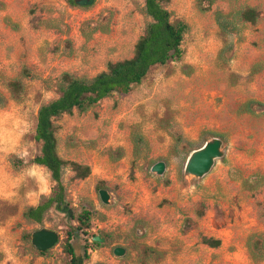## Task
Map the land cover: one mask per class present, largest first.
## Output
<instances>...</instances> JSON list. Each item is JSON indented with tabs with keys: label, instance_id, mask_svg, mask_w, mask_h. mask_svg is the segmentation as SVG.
Masks as SVG:
<instances>
[{
	"label": "rangeland",
	"instance_id": "obj_1",
	"mask_svg": "<svg viewBox=\"0 0 264 264\" xmlns=\"http://www.w3.org/2000/svg\"><path fill=\"white\" fill-rule=\"evenodd\" d=\"M247 7L261 12L260 21L241 41L228 39L234 51L223 64L215 12ZM167 9L190 27L181 60L153 68L126 97L55 120L59 156L91 169L85 180H75L70 168L63 175L70 214H92V230L74 245L81 253L85 240L91 246L92 237L106 238L91 246L85 264H264L253 263L247 248L252 234L264 236V187L248 193L237 181L264 175V0H218L208 13L197 0H171ZM149 23L144 0H95L86 8L70 0H0V264H69L63 242L77 220L55 207L42 224L23 217L55 188L50 173L33 163L41 150L38 111L60 96L64 73L91 79L108 63L131 58ZM95 27L99 32L86 39ZM13 80L25 87L19 101L8 91ZM249 101L261 105L254 115L240 113ZM135 131L149 146L139 158ZM216 136L225 157L202 180L185 178L190 152ZM115 152L122 158L113 162ZM157 161L167 165L162 177L151 172ZM102 189L109 205L101 202ZM40 229L59 234L46 256L25 239ZM203 238L221 246L209 248ZM116 247L126 250L123 258Z\"/></svg>",
	"mask_w": 264,
	"mask_h": 264
},
{
	"label": "trees",
	"instance_id": "obj_2",
	"mask_svg": "<svg viewBox=\"0 0 264 264\" xmlns=\"http://www.w3.org/2000/svg\"><path fill=\"white\" fill-rule=\"evenodd\" d=\"M144 1L145 14L150 19V23L136 42L132 57L108 63L104 71L91 79L64 73L58 84L60 96L42 106L38 111L35 139L41 144V150L33 163L45 168L50 173L55 188L50 198L37 207L28 208L23 217L28 221L42 224L49 210L55 207L59 211L66 212L68 220L69 217L71 220H77L79 226L72 227L70 225L63 242V252L68 257L69 264H85L90 259L91 246L100 247V245L92 243L90 246L85 240L81 253H78L74 245L76 237L80 233L88 236L92 230V214L85 210L74 218L70 214L63 175L64 171L70 168L74 173L75 180H85L91 175V169L89 166L65 161L59 156L55 120L64 115H73L75 112L85 114L101 101L113 96H128L134 87L143 83L153 68L179 61L184 55L183 43L190 27L183 21H173L172 15L167 9L171 0ZM70 2L75 4L73 0ZM217 2L218 0H197V7L201 13H208ZM260 18L261 12L252 7L235 13L215 12L219 33L225 40L224 47L219 53V60L223 64H228L232 60L234 51V43L228 39L235 38L237 41H241L245 28L256 27ZM7 23L17 29V26L12 22L7 21ZM98 32L99 29L95 27L89 33L84 32L83 35L89 39ZM254 72L257 73L258 70ZM24 73L28 74L27 71ZM7 87L12 100H21L25 87L20 80L9 82ZM260 105L257 102L249 101L241 107L240 113L254 115L253 107ZM216 137L222 138L221 136ZM131 142L136 158H139L144 150L149 148L148 142L140 132L132 133ZM114 155L115 157H111L113 162L122 158L121 152H115ZM157 162H153L152 165ZM237 181H240L243 191L248 193L259 192L264 187V175L260 173L252 174L246 178H238ZM25 239H30V236H25ZM202 243L212 249H218L221 246V242L213 238H203ZM247 248L253 263L264 262L263 235L252 234L248 238ZM48 253L40 255L46 256Z\"/></svg>",
	"mask_w": 264,
	"mask_h": 264
},
{
	"label": "water",
	"instance_id": "obj_3",
	"mask_svg": "<svg viewBox=\"0 0 264 264\" xmlns=\"http://www.w3.org/2000/svg\"><path fill=\"white\" fill-rule=\"evenodd\" d=\"M75 4L80 7H91L94 5L95 0H74ZM224 140L219 137H213L206 141L203 147L192 151L186 161L184 168V177L193 180H202L206 177L218 160H222L226 151L224 148ZM167 169L165 162H158L151 168L152 174L162 177ZM101 202L104 205L111 203V195L109 191L102 189L99 191ZM32 246L41 254L54 249L59 242V234L56 231L49 229H40L34 231L31 236ZM92 242L98 245H104L107 240L99 234L92 238ZM114 255L118 258H123L126 255V250L121 247L114 249Z\"/></svg>",
	"mask_w": 264,
	"mask_h": 264
}]
</instances>
